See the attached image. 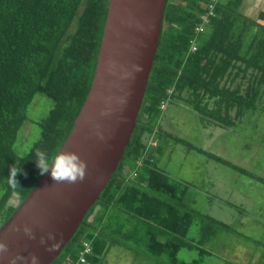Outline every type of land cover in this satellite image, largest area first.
Returning <instances> with one entry per match:
<instances>
[{"label":"trees","instance_id":"1","mask_svg":"<svg viewBox=\"0 0 264 264\" xmlns=\"http://www.w3.org/2000/svg\"><path fill=\"white\" fill-rule=\"evenodd\" d=\"M242 1L165 0L158 46L129 142L99 198L48 264H106L110 251L118 246L152 264L224 260L213 250L214 240L221 231L232 229L184 202V184L157 166L155 147H162V104L177 103L181 98L196 110H209L213 115L209 121L227 131H236L245 124L246 115L261 108L264 8L255 17L244 15ZM107 3L0 0V226L41 175L36 152L51 158L71 129L91 83ZM209 4H213V13L203 23ZM201 23L205 29L196 30ZM35 94L50 100L47 113L39 120L26 114ZM27 120L39 131L20 149V139L25 138L21 128ZM155 129L156 145L149 146L148 138ZM14 164L21 169L15 188L10 186ZM240 171L264 183L246 168ZM71 241L76 249L60 257ZM253 242L254 247H264L261 238ZM85 243L90 244L89 254L84 251ZM229 247L227 254L232 245L225 249ZM185 253L193 256L187 259Z\"/></svg>","mask_w":264,"mask_h":264},{"label":"water","instance_id":"2","mask_svg":"<svg viewBox=\"0 0 264 264\" xmlns=\"http://www.w3.org/2000/svg\"><path fill=\"white\" fill-rule=\"evenodd\" d=\"M165 0H108L93 76L71 129L59 150L86 161L82 182L55 183L50 170L0 226L8 257L35 253L48 264L72 237L88 208L106 186L128 144L158 46ZM57 151V152H58ZM19 225L20 231L13 230ZM28 225L35 233L29 239ZM49 233L54 240H48ZM55 248L48 251L40 243ZM17 264H21L17 261Z\"/></svg>","mask_w":264,"mask_h":264},{"label":"rangeland","instance_id":"3","mask_svg":"<svg viewBox=\"0 0 264 264\" xmlns=\"http://www.w3.org/2000/svg\"><path fill=\"white\" fill-rule=\"evenodd\" d=\"M261 8H264V0H243L241 12L255 17ZM175 105L169 104L168 109L162 111V125L166 133L163 129L162 147H156L157 166L170 178L184 184L185 203L199 212L221 219L232 229L218 234L219 239L214 240L213 246L215 253L222 255L229 264L232 261L264 264V247H254L253 242L261 238L264 243V183L240 171L246 168L264 179V102L259 104L261 108L253 114L246 115L248 117L243 126L237 127L236 131L225 132L216 131V127L209 121L213 116L209 110L201 112L194 107L187 109L184 104ZM49 107L50 100L47 97L35 94L27 107V118L39 120ZM21 129L25 138L21 141L19 137V148L23 149L38 135L39 127L27 120ZM150 144H154V140ZM215 154L228 160H217ZM125 163L130 169L128 159ZM231 245L230 254H227L230 247L225 248ZM67 246L62 249L60 257L66 251L75 250L77 244L71 241ZM185 256L189 259L193 255L185 253ZM224 260L213 258L207 263L227 264ZM152 263L150 260L138 259L125 246L114 248L106 259V264Z\"/></svg>","mask_w":264,"mask_h":264},{"label":"clouds","instance_id":"4","mask_svg":"<svg viewBox=\"0 0 264 264\" xmlns=\"http://www.w3.org/2000/svg\"><path fill=\"white\" fill-rule=\"evenodd\" d=\"M210 5L211 4H209V7ZM212 7H210V9H208V11L203 15V20L205 16L208 17L209 14L213 13ZM204 22L205 21H203V23ZM190 48H192V45ZM165 107L166 105H164L162 109H165ZM154 134H156V129L148 138L149 146L156 145ZM151 138L152 140L154 139L155 144H150ZM35 155H36L37 167L40 170V174L43 175L44 173L50 170L52 180L55 183L74 184L77 182H82L85 178L87 163L80 157V155L77 152H74L72 150H59L54 156L49 158V156L46 153L38 150ZM20 171L21 169L19 168V166H16L15 164L10 169V177H11L10 186L13 188L19 185L16 177H17V173ZM13 230L20 231V226L13 225ZM23 232L28 236L29 239H35V233L28 225H23ZM47 239L54 240V235L52 233H49ZM40 243L42 245H46L47 250L50 252L55 250V248L50 247L49 245L46 244V239L44 236L40 237ZM86 246H90V244L85 243L84 247ZM85 252L89 254V251H85ZM7 253H8V245L3 240H0V259L4 258V255ZM81 257L83 258L82 260L83 262L86 261L84 260L85 256H81ZM8 259H9V264H17V261H20L21 264H40L39 257L35 253H29L28 257H25L20 253H16L15 255L8 257Z\"/></svg>","mask_w":264,"mask_h":264},{"label":"crops","instance_id":"5","mask_svg":"<svg viewBox=\"0 0 264 264\" xmlns=\"http://www.w3.org/2000/svg\"><path fill=\"white\" fill-rule=\"evenodd\" d=\"M169 104H176L175 106H178V105L184 104V105H186V106H184V107H186L187 109L191 107V105L185 103V101H183V99H181V98L177 101V103L170 102ZM169 104L166 105L165 109H163V112H165V111L168 109ZM231 112H232V111H231ZM162 115H163V114H162ZM162 121H163V116H162V118H161V120H160L161 130L159 131V134H162L163 129L165 130V133H166V129H165L164 126L162 125ZM213 125L216 127V131L223 130V127H222V126L215 125V124H213ZM223 132H225V130H224ZM225 134H226V133H225ZM168 135H169V134H168ZM211 136H212V135H211ZM164 141L166 142L165 138H164ZM158 146H159V145H158ZM155 148H156V147H155ZM155 156L158 157V154H157L156 152H155Z\"/></svg>","mask_w":264,"mask_h":264},{"label":"built area","instance_id":"6","mask_svg":"<svg viewBox=\"0 0 264 264\" xmlns=\"http://www.w3.org/2000/svg\"><path fill=\"white\" fill-rule=\"evenodd\" d=\"M210 7H212V5H210ZM204 21H207V17H206V16L204 17ZM196 30H198V31H203V30H204V26H203L202 24H199V25L196 26ZM194 48H195V45L192 44V49H194ZM161 107L163 108V107H164V104H162ZM153 140H154V139H153ZM153 140H152V138H151L150 143H151ZM154 144H155V141H154ZM85 251H89V247H88V246H86ZM81 259L83 260L82 257H81Z\"/></svg>","mask_w":264,"mask_h":264}]
</instances>
